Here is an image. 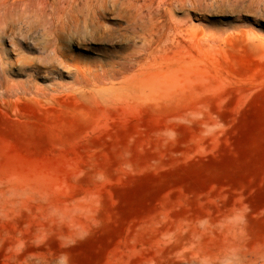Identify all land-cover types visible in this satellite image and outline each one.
I'll return each mask as SVG.
<instances>
[{
	"label": "rangeland",
	"instance_id": "obj_1",
	"mask_svg": "<svg viewBox=\"0 0 264 264\" xmlns=\"http://www.w3.org/2000/svg\"><path fill=\"white\" fill-rule=\"evenodd\" d=\"M10 1L0 264H264V0L81 3L60 62Z\"/></svg>",
	"mask_w": 264,
	"mask_h": 264
},
{
	"label": "bare ground",
	"instance_id": "obj_2",
	"mask_svg": "<svg viewBox=\"0 0 264 264\" xmlns=\"http://www.w3.org/2000/svg\"><path fill=\"white\" fill-rule=\"evenodd\" d=\"M93 1L94 0H11L9 3H10V6L12 8L22 6V8L25 10V12H27L30 16H33L37 20V22L42 27V30L46 36V41L48 43L49 52L52 54V56L56 60H59V62H60L61 61L60 58L65 56V48H64L63 44L67 40V38L65 37V34H64V30L69 25V23L79 21V12L81 11V7H80L81 3L84 4V7L86 6V7H88V9H91L95 16L97 15V16H99V18H102V19H105L107 17V14L104 11L98 10V8H100L101 4L98 6L99 3H97V7H98L97 8L96 5L91 4V3H93ZM131 1H137V0H131ZM88 3L91 4L92 6H88ZM177 32H179V31H177ZM173 39L174 38H172V41H173ZM83 40H85V39H83ZM167 41H168V37H167ZM157 42H159V41H157ZM155 56H158V55H155ZM147 64H148V62H147ZM126 67H128V66H126ZM123 70H126V69H123ZM139 72H141V71H139ZM115 73H117V72H114L112 75H115ZM131 74L132 73H130L129 75H131ZM125 75H126V73H125ZM135 76H136V74H135ZM79 77H81V76H79Z\"/></svg>",
	"mask_w": 264,
	"mask_h": 264
}]
</instances>
